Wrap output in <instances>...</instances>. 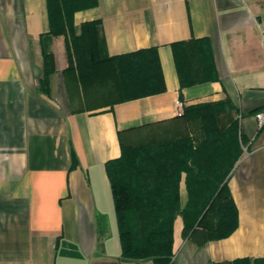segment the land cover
Returning a JSON list of instances; mask_svg holds the SVG:
<instances>
[{"label":"crops","instance_id":"1","mask_svg":"<svg viewBox=\"0 0 264 264\" xmlns=\"http://www.w3.org/2000/svg\"><path fill=\"white\" fill-rule=\"evenodd\" d=\"M92 1L73 13L74 27L99 24L108 57L156 48L165 90L115 102L98 83L85 99L67 88L59 36L45 94L47 0H0V264H154L121 257L105 171L120 157L117 133L159 123L165 138L193 137L183 109L218 102L231 108L220 124L236 122L238 131L225 179L237 226L198 247L182 237L178 214L172 264H264V125L256 120L264 113V0Z\"/></svg>","mask_w":264,"mask_h":264},{"label":"trees","instance_id":"2","mask_svg":"<svg viewBox=\"0 0 264 264\" xmlns=\"http://www.w3.org/2000/svg\"><path fill=\"white\" fill-rule=\"evenodd\" d=\"M92 0H47L49 33L41 38L48 93L55 72L51 39L65 41L67 88L75 86L85 99L95 85H107L115 102L165 90L156 48L108 57L99 24L73 25V13ZM198 57V56H197ZM195 61L199 66V62ZM200 81V80H194ZM227 102L186 106L180 118L195 125L193 137L165 138L159 123L118 131L120 157L106 163L113 198L121 257L172 264L173 223L181 215L182 237L198 247L228 237L237 226V211L225 181L237 160V126L220 124ZM185 172L186 205L180 208L179 182Z\"/></svg>","mask_w":264,"mask_h":264},{"label":"built area","instance_id":"3","mask_svg":"<svg viewBox=\"0 0 264 264\" xmlns=\"http://www.w3.org/2000/svg\"><path fill=\"white\" fill-rule=\"evenodd\" d=\"M176 104L179 109L182 108V104L180 102H177ZM256 120L258 127L261 128L264 125V113L256 114Z\"/></svg>","mask_w":264,"mask_h":264}]
</instances>
